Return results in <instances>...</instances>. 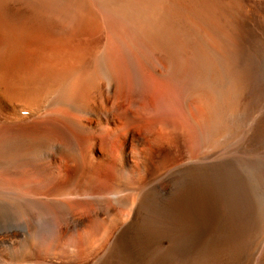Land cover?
<instances>
[{"label":"bare ground","instance_id":"6f19581e","mask_svg":"<svg viewBox=\"0 0 264 264\" xmlns=\"http://www.w3.org/2000/svg\"><path fill=\"white\" fill-rule=\"evenodd\" d=\"M16 231L5 264H264V0H0Z\"/></svg>","mask_w":264,"mask_h":264},{"label":"rangeland","instance_id":"374dc122","mask_svg":"<svg viewBox=\"0 0 264 264\" xmlns=\"http://www.w3.org/2000/svg\"><path fill=\"white\" fill-rule=\"evenodd\" d=\"M241 136H242V135L239 134L237 137H241ZM242 137H243V136H242ZM241 139H242V138H240V139H236V141H237V142H240L241 144H243V143L245 142V140L243 141V139H242V140H241ZM241 141H242V142H241ZM102 175H105V173H103ZM106 175H107V174H106ZM109 175H110V174H109ZM109 175H107V176L109 177ZM106 178H107V177H106ZM108 179H109V178H108ZM108 179H107V181H108ZM14 180L17 181L16 178H15ZM109 181H110V179H109ZM128 183H130V181H129ZM130 186H131V187H129V189L126 188V190H128V192L130 191L131 193H133L132 195L134 196L137 192H136V189L134 188V184H133V182L130 183ZM131 188H132V189H133V188L135 189V192H136L135 194H134V192H133L134 189H133V191H132V190H130ZM124 190H125V189H124ZM124 190H123V191H124ZM125 192H126V194L124 193V195H125V196H128V194H127L128 192H127V191H125ZM130 192H129V197H128V198H129L131 201H132V200L134 201V199H131V198H130V197H131V193H130ZM136 196H137V195H136ZM132 198H135V197H132ZM135 199H137V198H135ZM124 207H126L125 210H123V207H121V209H120V208H119V209L116 208V209L118 210V212H117L116 209H114V213H115V210H116L117 213H115V214H117L119 217H120L119 214H120V213L122 214V213L124 212L123 217H122V216L120 217V220H121V221H124L125 218H127L126 215H127V216L129 215V214H126V213H129V212H130V210H129V212H127V210H128V207H127V206H124ZM122 210H123V212H119V211H122ZM124 217H125V218H124ZM123 218H124V219H123ZM19 235H21V236H19ZM22 235H23V232H22V231H19L18 234H17V231H16L15 234H13V235L11 234V235H8V236H1V237H0V243L4 242L5 245H9V246H17V242L19 243V241L22 240V239L24 238V235H23V236H22ZM9 236H10L11 238H10ZM6 238H7L8 240H7ZM17 238H18V239H17ZM31 240L33 241V242H31V244H32L33 247L36 249V251H38L39 255H40V256L45 255L44 253H45V251L47 252V248H48V247H47L46 245L43 244V243L45 242L44 238H42V237H37V238H36V237H35L34 239L32 238ZM103 241H104V240H103ZM11 242H12V243H11ZM42 242H43V243H42ZM4 243H3V244H4ZM102 243H103L104 245H103ZM102 243L98 244V245H100V246L97 245L99 249H97V246H96V249H97V250H101L102 248L104 249V247H105V241L102 242ZM40 245H41V246H40ZM101 245H102V246H101ZM35 246H36V247H35ZM48 249H49V251H50L51 253H52V252H53L54 254L56 253V255H58V257H59V256H60V257H62V256H63V257H66V256H67V253H65L66 256H64V254H62L61 251H58V250H53V251H52V249H50V248H48ZM103 249H102V250H103ZM43 250H45V251H44V252H41V251H43ZM102 250H101V251H102ZM57 252H58V253H57ZM40 256H39V257H40ZM46 256H47V254H46ZM44 257H45V256H44ZM44 257L42 256V258H44ZM0 258H5L6 260H8V259H7L8 257H7V256H4V255H3V257L0 256ZM42 258H41V259H42ZM90 260H91V258H90ZM0 264H5V263L2 262V260L0 259ZM13 264H17V261H15Z\"/></svg>","mask_w":264,"mask_h":264}]
</instances>
